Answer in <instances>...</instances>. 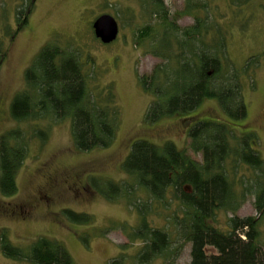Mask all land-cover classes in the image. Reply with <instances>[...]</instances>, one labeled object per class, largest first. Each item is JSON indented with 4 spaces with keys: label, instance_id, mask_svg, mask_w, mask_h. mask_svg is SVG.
Returning <instances> with one entry per match:
<instances>
[{
    "label": "trees",
    "instance_id": "trees-1",
    "mask_svg": "<svg viewBox=\"0 0 264 264\" xmlns=\"http://www.w3.org/2000/svg\"><path fill=\"white\" fill-rule=\"evenodd\" d=\"M139 1L150 21L138 29L137 45L148 43V51L160 58L150 74L139 77L143 89L154 98L145 121L154 123L165 116L191 113L208 99L218 102L225 119L206 117L185 123L189 149L199 154L201 160L172 141L160 145L148 139L134 140L123 164L133 184L107 181V187L100 192L116 200L138 189L146 191L147 200L131 203L139 216L137 225L124 226L130 241L140 243L133 255L136 264L158 261L175 264L187 244L191 245L190 264H264L260 244L264 158L258 150L255 132L243 134L232 128L234 122L247 118L243 76L254 86L261 57L251 55L238 66L229 51L232 27L239 23L245 31L252 20L244 15V8L259 3L264 6V0H228L226 6L232 8L231 17L225 15L215 0H183L180 13L194 19L184 27L172 18L165 0ZM23 3L16 11L12 36L28 24L34 6V0ZM239 12L242 17H238ZM4 27V32L10 34L12 29L6 22ZM3 46L4 41L0 40V63L5 56ZM25 79L26 90L11 105V115L16 121L68 119L79 151L107 148L114 142L119 120V109L112 105L114 91L111 86L106 88L103 97V89L96 91L90 87V75L85 72L79 54L48 44L27 69ZM47 130L39 127L34 138L45 142ZM28 148L29 138L22 129L0 136L3 194L10 196L17 192V173ZM242 170L247 171L240 175ZM249 196L255 197L260 217L237 215ZM155 201L168 206L173 201L178 203L181 213L172 217L173 235L151 222L149 213ZM220 212L233 214L224 229L214 225ZM66 214L77 223H88L92 218L72 210ZM209 247L215 252H209ZM0 248L4 256L16 261L77 264L65 245L50 237H40L24 248L13 244L4 229L0 232ZM121 258L123 261L124 256Z\"/></svg>",
    "mask_w": 264,
    "mask_h": 264
},
{
    "label": "rangeland",
    "instance_id": "rangeland-1",
    "mask_svg": "<svg viewBox=\"0 0 264 264\" xmlns=\"http://www.w3.org/2000/svg\"><path fill=\"white\" fill-rule=\"evenodd\" d=\"M215 1L231 17L228 0ZM165 3L178 25L184 27L194 22L192 16L180 13L183 0ZM22 4L23 0H0V17L5 18L0 22V40L4 41L5 50L0 63V136L22 129L29 138L28 155L17 173V192L9 196L0 191V232L7 230L12 243L24 248L40 237L56 239L65 245L77 264H114L121 262L122 256L120 264H136L133 255L140 243L130 241L124 226L137 225L139 216L131 203H142L148 195L138 189L128 197L111 200L100 190L107 187V181L133 184L123 164L134 140L148 139L160 145L172 141L181 149H189L186 122L206 117L225 119V115L216 100L208 99L191 113L165 116L154 123L145 121L154 98L143 89L139 77L150 74L160 58L148 51V43L137 45L138 29L150 21L139 0H34L28 24L12 36L16 11ZM258 5L242 11L252 18L247 30L243 31L239 23L232 27L229 51L235 63L242 66L251 55L261 57L254 86L243 76L247 118L234 122L232 128L243 134L255 132L258 150L264 158V6ZM242 12L238 17H242ZM102 14L114 16L120 27L118 38L109 44L97 38L93 29V22ZM5 22L12 29L10 34L4 32ZM48 44L79 54L85 72L90 75V87L96 91L103 89V97L106 88L112 87V105L119 109V120L116 138L109 147L79 151L68 119L53 123L18 122L12 117L11 105L27 87L26 71ZM39 127L48 128L45 142L33 136ZM189 153L201 160L199 154L190 149ZM246 171L242 170L240 175ZM152 208L151 222L173 235L172 217L181 213L178 203L173 201L168 206L155 201ZM67 210L87 213L91 221L74 222ZM232 215L220 212L214 225L226 228ZM237 215L260 217L254 196L248 197ZM262 219L260 244L264 249ZM122 245L127 247L121 248ZM208 251L215 252L212 247ZM190 262L191 245L187 244L175 264ZM0 264L32 263L7 258L0 248Z\"/></svg>",
    "mask_w": 264,
    "mask_h": 264
},
{
    "label": "water",
    "instance_id": "water-1",
    "mask_svg": "<svg viewBox=\"0 0 264 264\" xmlns=\"http://www.w3.org/2000/svg\"><path fill=\"white\" fill-rule=\"evenodd\" d=\"M94 33L103 43L109 44L119 36V23L111 14H102L93 22Z\"/></svg>",
    "mask_w": 264,
    "mask_h": 264
}]
</instances>
